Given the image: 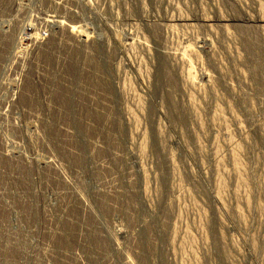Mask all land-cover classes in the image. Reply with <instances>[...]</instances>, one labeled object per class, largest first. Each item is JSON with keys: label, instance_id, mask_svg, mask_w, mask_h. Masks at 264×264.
<instances>
[{"label": "rangeland", "instance_id": "374dc122", "mask_svg": "<svg viewBox=\"0 0 264 264\" xmlns=\"http://www.w3.org/2000/svg\"><path fill=\"white\" fill-rule=\"evenodd\" d=\"M260 17L0 0V264H264Z\"/></svg>", "mask_w": 264, "mask_h": 264}, {"label": "bare ground", "instance_id": "6f19581e", "mask_svg": "<svg viewBox=\"0 0 264 264\" xmlns=\"http://www.w3.org/2000/svg\"><path fill=\"white\" fill-rule=\"evenodd\" d=\"M50 17H51V15H50ZM51 18H53V16H52ZM54 19H55V18H54ZM221 19L224 20L223 18H221ZM221 19H220V20H221ZM248 19H249V20H253V21H255V22H257V21H260V22L263 21V22H264V18H261V17H260L258 20H257V18H255V19H253V18H248ZM222 20H221V21H222ZM118 232H119V231H118ZM120 233H122V232H120Z\"/></svg>", "mask_w": 264, "mask_h": 264}]
</instances>
